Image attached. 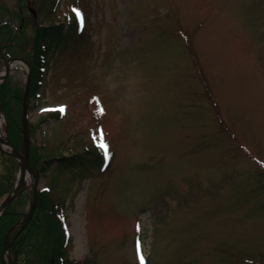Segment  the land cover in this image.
I'll list each match as a JSON object with an SVG mask.
<instances>
[{
    "label": "rangeland",
    "instance_id": "374dc122",
    "mask_svg": "<svg viewBox=\"0 0 264 264\" xmlns=\"http://www.w3.org/2000/svg\"><path fill=\"white\" fill-rule=\"evenodd\" d=\"M70 21L84 38L50 51L26 106L36 183L12 202L7 236L35 184L57 208L72 261L137 264L142 250L146 264H264V0H0L12 27L0 32V72L28 62L36 24ZM30 71L16 63L2 81L22 110ZM92 149L100 165L55 161L92 162ZM48 216L33 253L49 262Z\"/></svg>",
    "mask_w": 264,
    "mask_h": 264
},
{
    "label": "trees",
    "instance_id": "16d2710c",
    "mask_svg": "<svg viewBox=\"0 0 264 264\" xmlns=\"http://www.w3.org/2000/svg\"><path fill=\"white\" fill-rule=\"evenodd\" d=\"M76 29V26H73L71 21L64 25L63 23L52 25H35L30 54L27 58L31 66L27 107H29V103H31L33 100H36L39 95V89L43 82L42 76L44 69L48 64L47 57L50 51L54 49H67L71 40L74 39V36L80 37V39L84 38V34H81L83 33V28H80L79 31ZM7 31H12L10 24L7 22H1L0 32ZM76 31L80 34H75ZM1 55L2 53H0V56ZM21 100L22 94H16V92L10 88L8 79L6 78V80L0 85V106L6 117L9 138L18 150L23 149ZM12 102L14 103L15 107H12ZM86 152H88L86 156H89L90 159H92V162L83 158L82 154L63 156L59 159H56L55 161L61 160L64 164L69 166H74L73 164L81 165L84 163L100 165L102 158L100 159L101 154L99 151L92 149ZM29 154H32L31 149ZM5 160H8L7 162H9L7 163L9 171L7 174L0 173V181L6 183L7 185H12L18 165L12 157L0 152V162H6ZM31 160H33V158L30 156V161ZM44 162L47 163L49 161L46 160ZM39 171H42V169H39ZM6 187H4V190L0 192V196L2 193L9 190L8 186ZM22 193L23 192H21L19 196H21ZM18 197H16L13 202L16 201ZM56 209L57 208H55V205L50 200L47 191L37 190L36 207L30 220L20 231L19 229L23 223H21L16 228L12 235L7 236L8 230L11 226L16 224L18 220L17 217L19 216L17 212L11 210L10 205L6 212L0 216V255L4 246L10 243L8 253H11L15 258V261L12 260L13 264H18V260L16 261L18 257L22 258L24 264H90L88 260L85 262H77L69 259L66 249V240L64 239V234L62 233L63 229L61 227V223L58 220V216H56L58 213ZM43 214L49 215L47 221L51 222V227L57 231V233H52L54 236L50 240L51 260L49 262L39 259L38 254L35 255L33 253L34 244L39 235L42 233H40V231L43 228L41 219ZM0 264H4L1 261V258Z\"/></svg>",
    "mask_w": 264,
    "mask_h": 264
},
{
    "label": "water",
    "instance_id": "95a60500",
    "mask_svg": "<svg viewBox=\"0 0 264 264\" xmlns=\"http://www.w3.org/2000/svg\"><path fill=\"white\" fill-rule=\"evenodd\" d=\"M12 60H14L13 63L18 62V63H23V64L28 65L27 61L22 59V58H14ZM5 76H6V73L3 75L2 79ZM28 80H29V74H28V78H27V84H26V87L24 90V100H23L24 102H23V114H22L24 151L21 152L14 147V145L12 144V142L8 138L7 132L5 133L4 139L0 138V151L14 157L19 162L18 177H20V178L17 177L18 181L16 180V182L14 183V186H13L11 192L1 202V204H0V215L5 211L6 207L12 202V200L24 188H26L27 185H26V183L22 177V172L24 171V169H26L32 173L34 180H35V183H36V175L34 173V169L30 166L29 160H28V133H27V123H26V99H27V95H28ZM0 116H2L3 120H5L4 116L2 115L1 109H0ZM35 187H36V185L34 184L33 203H32L30 211H29L23 225H25L28 222V220L30 219L32 212L34 210L35 204H36V188ZM7 248H8V246H6L3 249V252L1 255V259L5 264H7V263L4 259V255H5Z\"/></svg>",
    "mask_w": 264,
    "mask_h": 264
},
{
    "label": "bare ground",
    "instance_id": "6f19581e",
    "mask_svg": "<svg viewBox=\"0 0 264 264\" xmlns=\"http://www.w3.org/2000/svg\"><path fill=\"white\" fill-rule=\"evenodd\" d=\"M12 65H14L13 61L10 60V61L6 62V64L3 66V68H2V70L0 72V81H1V79L3 77V75L10 70ZM3 125H4V121H3L2 116H0V138L1 139H4V137H5V132L3 130ZM22 177H23L26 185H28L31 182L32 173L30 171L24 169V171L22 172ZM18 178H20V177H18Z\"/></svg>",
    "mask_w": 264,
    "mask_h": 264
},
{
    "label": "snow or ice",
    "instance_id": "6c2138e0",
    "mask_svg": "<svg viewBox=\"0 0 264 264\" xmlns=\"http://www.w3.org/2000/svg\"><path fill=\"white\" fill-rule=\"evenodd\" d=\"M76 14L77 16L79 17V12L76 11ZM58 111H63V108H60V109H57ZM99 112L102 113L103 109H98ZM99 147L104 151V156H105V160L108 159L109 157V152H108V146L106 143L103 142V134L101 133V136H100V143H99ZM143 260V258L141 257V261Z\"/></svg>",
    "mask_w": 264,
    "mask_h": 264
}]
</instances>
